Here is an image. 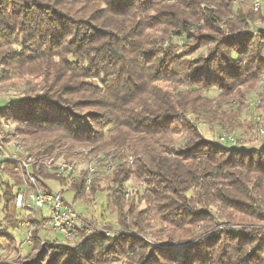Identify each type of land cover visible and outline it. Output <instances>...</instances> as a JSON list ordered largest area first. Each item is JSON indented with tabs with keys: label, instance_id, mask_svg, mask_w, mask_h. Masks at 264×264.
<instances>
[{
	"label": "trees",
	"instance_id": "trees-1",
	"mask_svg": "<svg viewBox=\"0 0 264 264\" xmlns=\"http://www.w3.org/2000/svg\"><path fill=\"white\" fill-rule=\"evenodd\" d=\"M247 2L0 0V83L13 73L41 79L30 97L0 110V122H13L38 155L113 150L118 164L89 192L82 179L38 175L68 187L73 203L107 192L123 228L158 226L155 244L96 234L79 248L35 230L40 253L53 250L37 264H264V228L255 224L264 222V147L212 140L200 128L236 126L264 72V29H252L257 12ZM129 179L144 192L125 197ZM15 198L14 184L0 180V221L10 224L0 237L13 242ZM177 231L193 237L179 262L170 248Z\"/></svg>",
	"mask_w": 264,
	"mask_h": 264
},
{
	"label": "built area",
	"instance_id": "built-area-1",
	"mask_svg": "<svg viewBox=\"0 0 264 264\" xmlns=\"http://www.w3.org/2000/svg\"><path fill=\"white\" fill-rule=\"evenodd\" d=\"M260 6V0H256L255 10ZM258 86H264V72L260 76ZM258 131L264 138V126L260 125ZM219 140L229 143L233 141L234 145L238 143L228 132L222 133ZM257 145L264 147V143ZM31 150L33 148L30 143L28 145L26 139L16 131L13 122H0V170L4 169L3 166L10 165L24 180L23 187L16 192L15 208L22 213L18 224L27 231L25 241L28 244L34 246V232L42 229L53 232L64 241H71L73 248L82 247L87 238L96 234L116 237L125 233L123 230L108 227L103 220L84 216L75 203L66 197L65 191L68 187L62 188L60 185L59 190L54 189L49 185V179L45 180L38 175V171L43 168L46 172L65 176L69 183L82 179L85 189L89 192L96 175L103 173L108 176L118 164L119 158L115 157L113 150H95L93 146H79L73 152L74 157L69 159L61 158L56 153L33 154ZM145 188L144 182L129 179L125 183L124 196L129 198L137 193L142 194ZM43 208L47 209L46 213L42 211ZM35 252L37 253V250Z\"/></svg>",
	"mask_w": 264,
	"mask_h": 264
},
{
	"label": "rangeland",
	"instance_id": "rangeland-1",
	"mask_svg": "<svg viewBox=\"0 0 264 264\" xmlns=\"http://www.w3.org/2000/svg\"><path fill=\"white\" fill-rule=\"evenodd\" d=\"M241 0H233L234 4L239 7ZM256 0H248L249 6H253V10L257 12L256 15H254V22L252 25V29H264V0H260L261 6L259 10H255L254 8V2ZM244 5V4H243ZM242 5V6H243ZM246 5V4H245ZM259 11V12H258ZM233 16V15H232ZM223 22L225 20H222ZM180 43H183V40L180 39ZM206 46H202L199 50H197L195 53L190 55L189 57L192 59H196L199 53L206 52L207 50ZM2 70V67L0 66V71ZM41 79L40 77L37 79L29 78L26 76H20L18 73H13V78L7 82L0 83V110L5 108L9 103L17 100H25L28 97H30L31 89L37 82H39ZM258 84V83H257ZM43 90L39 87V90L37 93L42 94ZM217 94L216 91L208 92L207 95L209 96H215ZM248 97V103L245 104V110L243 114L240 116L239 121L235 124L236 126H222L220 124H200V128L203 130L204 134L207 138L212 140H218L222 133L228 132L231 134V136L236 140H238L237 145L242 144L244 146H253L257 145L264 140V138L259 134L258 127L260 125L264 126V86H255V89L250 92ZM233 103L236 102V100H232ZM237 103V107H238ZM56 110V109H54ZM91 109L84 108L79 109L77 112L85 113L87 111H90ZM68 114V113H67ZM202 118V117H201ZM201 118H194L198 121L203 120ZM197 121V122H198ZM205 125V126H203ZM26 142L30 143L31 152L34 154L35 147L34 144L31 143V141L26 140ZM235 142H231L230 145H234ZM61 158H63L62 155ZM83 167V166H81ZM0 180L2 181H9L14 184L16 192L20 190L21 187H23L24 180L22 176H19L18 171L14 169V167H10V169H1L0 170ZM49 185L54 189H60L61 186L59 185L58 181L55 179H49ZM63 187V186H62ZM64 190V189H62ZM66 197L70 200L74 199V195L69 190L65 191ZM96 200L95 202H92L91 200H88L87 202L83 201L82 199H79L76 201L75 205L78 208V210L86 217L92 218L91 215L94 217H101V214H105V217L103 220L106 223L108 227L119 229L125 231L126 233H131L134 236H137L141 238L144 241H148L149 243H158V240L154 238V231L156 230L158 226L156 224H151L150 226H146L143 230L136 229V228H123L120 225H117L116 221L117 218L114 216L111 212V209L109 210L108 206V197L107 192L105 191H98L96 194ZM146 206L142 205V207ZM17 212H20V210H16ZM43 212H47L46 208L42 209ZM14 212V215H19L17 212ZM12 212V213H13ZM20 212V217H21ZM3 218V216L0 215V219ZM13 224V223H12ZM11 224V225H12ZM258 228L262 227L264 228V222H256L255 223ZM8 226L10 224L8 221H0V231L2 232H8ZM199 231V227L197 228ZM10 234L14 237L15 242L10 240L9 237H0V264H37V261H40V256L45 253L47 256L53 251L51 246H47L41 253L39 250V247H36L35 244L32 247V245L28 244L26 240L27 231L25 228L20 226L17 229H11ZM175 235L173 236L171 249L172 252L176 256V260L182 261L184 259V248L182 247V243L184 241L193 240V237L186 236L187 233H181V232H175ZM38 236L42 240L50 241L51 243L54 241L61 242L62 239L56 237L53 232L49 230H39ZM164 238V237H162ZM161 238V239H162ZM67 243L71 244V241H65ZM37 250V253L35 252ZM40 253V255H39ZM39 257L36 259V261L33 262H27L28 260L33 259L34 257ZM126 259L124 257H119L109 264H125Z\"/></svg>",
	"mask_w": 264,
	"mask_h": 264
},
{
	"label": "crops",
	"instance_id": "crops-1",
	"mask_svg": "<svg viewBox=\"0 0 264 264\" xmlns=\"http://www.w3.org/2000/svg\"><path fill=\"white\" fill-rule=\"evenodd\" d=\"M48 181V183H49V180H47ZM50 184V183H49Z\"/></svg>",
	"mask_w": 264,
	"mask_h": 264
}]
</instances>
